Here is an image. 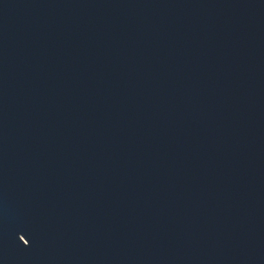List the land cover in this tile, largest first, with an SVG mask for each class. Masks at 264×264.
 Returning <instances> with one entry per match:
<instances>
[{
  "label": "water",
  "instance_id": "water-1",
  "mask_svg": "<svg viewBox=\"0 0 264 264\" xmlns=\"http://www.w3.org/2000/svg\"><path fill=\"white\" fill-rule=\"evenodd\" d=\"M0 264H264V0H0Z\"/></svg>",
  "mask_w": 264,
  "mask_h": 264
}]
</instances>
